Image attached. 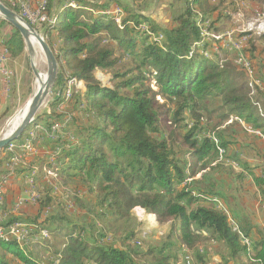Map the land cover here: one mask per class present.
Segmentation results:
<instances>
[{
    "label": "trees",
    "instance_id": "obj_1",
    "mask_svg": "<svg viewBox=\"0 0 264 264\" xmlns=\"http://www.w3.org/2000/svg\"><path fill=\"white\" fill-rule=\"evenodd\" d=\"M141 1L48 0V14L55 22L44 26L46 42L59 66L58 89L50 106L64 101L70 79L83 81L85 92L69 98L78 114L43 113L31 125L58 133L65 119L66 125L70 122L71 136L61 133L53 140L56 153L53 165L47 166L67 200L73 201V212L54 199L47 184L30 224L37 225L34 222L44 212L41 228L51 235L64 230L65 240L53 251L57 264H171L184 246L188 251L183 249V254L189 253L193 264H207L213 253L219 264H264V230L251 226L244 216H232L228 208L229 199L243 189L245 176L236 170L237 160L227 156L246 137L247 126L264 142V51L260 48L264 31L255 42L249 34H233L234 40L246 36L240 49L220 45L221 56L213 52L205 56L209 45L199 43L198 22L211 25V18L221 15L211 5L214 0L163 1L164 22L142 13ZM238 1L264 4V0ZM208 5L211 14L205 10ZM236 7L238 12L242 5ZM115 8L121 12L119 18L111 14ZM3 36L12 58L23 53L19 31L0 20ZM239 55L250 64L251 85L247 72L236 63ZM127 56L130 67L123 69L118 63ZM96 70L110 71L112 84L101 85L93 76ZM166 105L169 117L163 127L160 110ZM54 125L58 129L52 130ZM24 135L29 137L30 132ZM177 137L186 147L183 152L177 149ZM259 158L264 159V148ZM210 164L226 170L234 194L218 187L212 177L194 178ZM262 173L249 175L264 200V167ZM134 207L154 214L161 223L170 221L166 236L151 243L143 238L139 244ZM23 220L13 216L8 223ZM200 238L220 250L212 253L201 246ZM19 244L0 237V264H40Z\"/></svg>",
    "mask_w": 264,
    "mask_h": 264
},
{
    "label": "rangeland",
    "instance_id": "obj_2",
    "mask_svg": "<svg viewBox=\"0 0 264 264\" xmlns=\"http://www.w3.org/2000/svg\"><path fill=\"white\" fill-rule=\"evenodd\" d=\"M0 1L3 4H5L7 7L11 8V9L14 8L15 9L14 11H18V4H11V6H12L11 7V6H9L10 0H0ZM235 1L236 0H214V1H212L211 5L216 6L217 9L219 8L218 11H219V14L221 12V15H218V17L216 15V17H213L214 19L211 18V22H212L211 25L209 23L210 21H206L202 24L198 22V24H200L199 26H201V35H202V39L199 43H203V45L204 44L209 45V48L205 49V51H204L205 56H209L211 54V52L216 54L217 57L221 56L220 55L221 53L217 49V47L219 48L220 45L229 47L230 42L231 43L235 42L232 44H235L233 46H236V44H238V43L236 41H232L233 34H237V33L249 34L252 42L253 41L255 42L258 39L259 34H261L264 31V4L260 3L258 1H255L252 3L251 2L240 3L239 1L238 2H235ZM141 3L144 4L146 6V8H148V6L150 4V0H143V1H141ZM223 3H224V5H223ZM237 3H239V5H242V8L239 9L238 12L235 11V8H237L236 7ZM210 9H211V7L209 5L207 8L205 7V10H207V12H209L211 14L213 11H210ZM112 12L113 13H111V14H114L115 17L119 18V15L117 12H115V11H112ZM118 12H119V9H118ZM146 12H148V10H146ZM201 19H202V17L199 15L198 21L202 22ZM0 20H2V19L0 18ZM29 21L33 25L30 24L28 21L27 22L36 29V22L34 20V17L29 16ZM54 22H55L54 18L48 17V21L46 22V25L53 24ZM204 24H205V27H204ZM203 27L206 30L205 33H204ZM44 28L37 29V31L43 32L44 39L46 40V29H44ZM52 34H54V36H56L55 32ZM245 38H246V36L241 37V39H238L240 48L242 47V42L245 40ZM0 40L2 41V45L5 46V38L2 37V38H0ZM54 41H55L54 37H52L51 42H54ZM56 44H57V41H55V44H53V46L56 47ZM260 48H261V52H263L264 46L260 45ZM209 52H210V54H209ZM212 57L215 58V55L212 54ZM11 58L12 57L10 56V54L8 52V56L5 60V62H3L5 64L6 69L9 72L8 77L5 78L2 74H0L1 77H4V79L2 78V80L4 81V86L6 85L4 87V91L2 93L0 92V135L3 132V129H4L7 121L12 117V115L14 116L15 114L19 113L26 106L30 97L32 96V93L34 91V85H35V79H34L35 76L31 70V67H30V58H29L27 50L24 48V51L21 55H18L17 57H15L13 59H11ZM118 66L122 67L123 69H128L130 67V61H128V56L126 58H124V60H122L121 63H118ZM45 71H46V65H45ZM108 72H110V71H108ZM108 72H105V71L101 72L99 70H96L94 72L93 76L95 77V79H97L100 82L101 85L110 86L113 81L112 82L110 81L111 74ZM57 73H58V70H57ZM98 73H99V75L100 74L103 75L102 78H99V76L97 75ZM63 74L65 75V72ZM238 80L240 82H242L243 79L239 78ZM247 81L249 82L248 78H247ZM249 84L251 85V82H249ZM151 87L154 90H156V87H155L153 81L151 82ZM57 89L58 88L56 87L55 82H54V84L51 87V90L49 92V95L47 96L44 104L40 108L39 113L44 112V111L47 112L50 109V107H49L50 103L53 101V98L56 96ZM68 89L74 91L71 93L70 96H72V94L76 93V92L80 93V94L85 92V86H84L83 81H77L75 79L68 80L65 91H68ZM251 94H252V92H251ZM70 96H69V92H65L66 98L64 99V101H68L69 106L73 107V103L71 102L72 99H69ZM157 99H158L157 103L162 104V103H160V102H162V99L160 97H157ZM63 104H65V103H61L59 105H63ZM167 105H169V104H167ZM167 105L160 110V121L163 124V127H166L165 122H166L167 117H169L168 115H166V110L168 108ZM65 106H68V105H65ZM75 112L78 114V112L76 110H75ZM65 121H67V120L65 119ZM183 123H184V120L181 123H178V126L181 127V124H183ZM27 129H29V128H27ZM183 131L182 132L180 131V134L184 133ZM47 133L52 135V131H47ZM256 133L259 134L258 132H256ZM53 136H54V134H53ZM33 138H34V133L30 132V146L28 148H26L25 150H21V149L17 150L19 160H20L21 152L30 151V153L28 155H26L27 159H26L24 165H26L29 160L37 161L40 158L38 156L39 154H34L36 152L33 150V147L31 144V141L33 140ZM22 139H29V137H24ZM175 140H176V142H178V145H177L178 151L183 152L186 147L184 148L181 145V142L178 141V140H180V138L177 137V138H175ZM11 145H12L11 147L9 145L8 148H6V149L4 148L3 149L4 151L3 150L0 151V162H1V160L2 161L4 160V164H3L4 167L1 166L0 168H3L1 170L5 169V171L3 173L2 172L0 173L1 174L0 176L6 175V174L8 175L9 170H10L9 168L11 165L12 154L9 153V156H7L8 157L7 158L5 155L6 150L8 151V150L15 148V147L16 148H23V141H21V142L13 141L11 143ZM33 151H34V153H33ZM8 160H9V162H8ZM19 160H17L18 164H19ZM15 166H16V168H19V167H17L18 165H15ZM14 172H15V167L13 168L12 173H10L7 176V179L4 183V190L6 189V186L9 183L10 179L14 178V176H13ZM200 174L198 173L197 176L199 177ZM55 175L56 174L53 171H49V177H50L51 182H52V178H54ZM45 178L43 177L41 179L45 180ZM47 178H48V176H47ZM29 180H33V184H34L35 180L31 175H29V177H26V182L30 185ZM26 186L27 185L24 184V187H26ZM31 189L32 188H29L27 193L30 192ZM51 189L52 190H51L50 194L54 197V199H58V200L65 202L69 212H73V210H72L73 207L72 208L70 207V206H72L73 201H71L70 199L67 200L66 193L62 192V189L59 187V184L57 183V179H55V181L52 182ZM70 191L71 190L69 189L68 192H70ZM79 192L86 194L85 190L81 187H79ZM20 199H25V201H23L22 204H24L26 201H29L28 197L19 198L18 200H20ZM29 202H31V201H29ZM132 212L135 214V216L139 222L138 227H137V230H138L137 241L139 244L142 243V242H140V240H142L143 238L145 240H147L148 243H151L155 240L160 239L163 236H166L167 231L170 227V221L161 223L157 220V218L154 214L147 213L144 209H142L140 207H134L132 209ZM67 214H69L68 211H67ZM21 217H23V216H21ZM83 220L88 221L86 217H83ZM6 221H8V220L6 219ZM26 223L31 225L29 221H27ZM38 228H39V226L34 228V226L31 225V229L29 230V239L27 240V242L25 244H23L21 246V248L25 249V250L27 248V250L29 249L30 250L29 252H31L32 254L35 253L34 256L37 258L36 260H38L40 264H55V263L57 264L58 260H57V257L53 256V251H54V249L59 248V246H61L62 242L65 240L64 238H60V237H64L66 235L65 232H63L64 230L60 229L56 235H51L48 231H47V233H43V234L37 233L36 231ZM40 236H48V237L42 238ZM51 236H60V237H56V238L52 237L51 238ZM107 239H110V238L107 237ZM208 241L209 240L205 239V238H200V240H199V242L202 243L201 246L209 247L210 250L212 251V253L214 252L215 249L220 250L219 245H217V246L214 244L210 245V243ZM185 248L186 247L184 246L183 249L186 250ZM183 249L177 250L178 251L176 253L177 260L171 264H177L178 262H186V258H185L186 255L183 254V252H184ZM186 251H188V250H186ZM215 259H218V258H217V255H215L213 253L210 260H208L209 261L208 263H212V261Z\"/></svg>",
    "mask_w": 264,
    "mask_h": 264
},
{
    "label": "crops",
    "instance_id": "obj_3",
    "mask_svg": "<svg viewBox=\"0 0 264 264\" xmlns=\"http://www.w3.org/2000/svg\"><path fill=\"white\" fill-rule=\"evenodd\" d=\"M163 1L166 0H150V4L148 8H144V13L147 16H151L155 19V21L164 22L166 21L165 18V11L166 7L164 6ZM115 7V6H114ZM112 7V8H114ZM148 10V12H146ZM120 12V10H119ZM5 33L8 31V26H3ZM5 40L7 39L5 36H3ZM13 59V58H11ZM10 59V60H11ZM6 86V85H5ZM4 81L2 80V77L0 76V92L2 93L4 91ZM84 93V92H83ZM82 93V94H83ZM62 106H49L50 109L43 113H50L52 111H55L57 114H68L67 116H72L75 112L73 110V107L69 106L68 101H63ZM68 105V106H65ZM65 106V107H64ZM77 111V110H76ZM78 113L80 111H77ZM77 114V113H76ZM61 116V117H62ZM64 117V116H63ZM37 119V118H36ZM69 121V120H68ZM67 121V122H68ZM65 120L60 125L59 130L60 132H52V135L48 134L46 131V128L39 124L37 127L35 126H29L27 130L24 131L22 136L19 138V142L23 141L22 138L27 137V131L34 133V138L31 141L33 150L36 152L34 154H39L40 157L37 161L29 160L26 165V155L30 153V151H24L21 152L19 164H17L19 168L15 167V172L13 173L14 178L10 179L9 183L6 186L5 194H4V206L3 209L5 211V217L7 220H9L13 216H18L19 218L24 219L23 221H29L31 222L34 217H36L37 209H38V199L42 194V190L44 189V186H47L49 184L52 186V182L55 180L52 179V182L50 181V177L47 178L46 171H51L52 169L47 166V164L53 165V152L56 153V150H54V146L56 142L53 140L58 137V134H61V137L66 135V137L71 136L72 130L69 128L70 122L66 125ZM242 122V126H243ZM68 126V127H67ZM68 128V129H67ZM62 130V131H61ZM237 131H239L238 128H236ZM247 131H249L246 135V137H242L239 141H237L231 148L228 153V158L231 160H237L239 163L236 164V170L243 171L245 176L244 181V187L237 195H235L234 199H229L228 208L231 210L232 216L238 217H245L250 221L251 226L257 228L258 230H264V200H262L261 196L256 191V187L253 184L252 181V175H249V172L252 171L257 175H262V169L264 167V159L259 158V152L264 148V142L261 139L260 134H257L256 132H253L250 127L247 126ZM56 133V134H55ZM54 134V136H53ZM239 134H242L239 132ZM54 148V149H53ZM6 149V148H5ZM4 151V150H3ZM6 157L9 156V153L6 150L5 153ZM8 158V157H7ZM6 158V159H7ZM4 160L0 162V167H4ZM230 166L229 164H226ZM209 168H211L209 170ZM3 168H0V173L4 172V170H1ZM200 174L199 177L197 174ZM1 175V174H0ZM31 175L35 182L31 186L26 182V177H29ZM45 178V180L41 178ZM212 177V179L215 180L217 183V186H223V189L227 191V193L234 194V192L231 191V184L233 183L230 176L227 174L226 170L222 169L221 166H214L213 164H210L208 167L201 169L200 171H197L195 179H206L209 180V178ZM25 182V183H24ZM24 184L27 186L24 187ZM29 188H32V190L37 194V198L35 202H29L26 201L24 204L19 206L17 209H13L16 201L19 198H26L28 196L27 191ZM56 188V187H55ZM222 189V190H223ZM223 190V191H224ZM257 193H256V192ZM253 194H255L256 198L252 199ZM23 216V217H21ZM45 219V213L41 212L36 219L37 226L41 228L43 226V221ZM8 222V221H7ZM42 223V225H41ZM37 233H39V229H37ZM32 233V232H31ZM252 236L260 237L261 234H253ZM56 238L60 236H51V238ZM63 238V237H60ZM21 245V244H19ZM22 246V245H21ZM27 250V249H26ZM30 250L28 249L27 252ZM35 254V253H34ZM56 264V263H55Z\"/></svg>",
    "mask_w": 264,
    "mask_h": 264
},
{
    "label": "built area",
    "instance_id": "obj_4",
    "mask_svg": "<svg viewBox=\"0 0 264 264\" xmlns=\"http://www.w3.org/2000/svg\"><path fill=\"white\" fill-rule=\"evenodd\" d=\"M10 6L11 4H18V11L17 12L22 18H24V16H31L34 17V20L36 22V29H41L44 28V26L46 25V22L48 21V0H10L9 2ZM113 11L117 12L119 17L121 15V12H118V8H115ZM205 27V24H204ZM204 29V33L206 32L205 28ZM232 41H236L238 44H236V46H233L235 44V42H230V47L234 48V49H240V45H239V41L238 40H233ZM218 49V47H217ZM8 56V51L6 49L5 46L2 45V41L0 40V74H2L5 78L8 77V70L5 67V64L3 62H5L6 58ZM236 63L240 64L243 69L247 72V78L249 79V82H251L253 80L252 77V71L250 68V64L248 62L247 59H245L242 55H239L238 58L236 59ZM4 77H2L4 79ZM65 92H69V96L71 95V93L73 92L72 90L65 91ZM62 106V105H60ZM58 129L57 125H54L52 127V130H56ZM30 146V136L29 139H23V148H12L10 150H8V153H11V165H10V170L9 173H12L13 168L16 167L15 165H17V160H19V156L17 154V150L21 149V150H25L26 148H28ZM48 177H49V171H46ZM7 174L6 175H2L0 176V233L5 234V238L9 239V240H15L16 242H20L21 245L25 244L27 242V240L29 239V230L31 229V225H29L26 222L23 221H14L11 223H8L6 221V217H5V211L3 209L4 206V183L7 179ZM30 185L33 184V180H29ZM28 200L31 202H35L36 198H37V194L31 189L30 192H28ZM23 201H25V199H20L18 200L15 205H14V210L17 209L22 203ZM34 228L38 227L37 225H33ZM40 234L43 233H47L46 229L40 228L39 230ZM177 264H193V260L192 257L190 256V254H186V262H178ZM207 264H219L218 259H215L212 261V263H207ZM228 264H233V263H228Z\"/></svg>",
    "mask_w": 264,
    "mask_h": 264
},
{
    "label": "water",
    "instance_id": "obj_5",
    "mask_svg": "<svg viewBox=\"0 0 264 264\" xmlns=\"http://www.w3.org/2000/svg\"><path fill=\"white\" fill-rule=\"evenodd\" d=\"M0 18L8 22L11 26L16 28L25 44V49L28 52L30 58L31 70L36 76V68L34 64L35 51L31 44V39H35L39 42L41 49L45 55L46 61V75L43 83L37 88L33 93V101L27 114L24 116L22 121L17 125L14 130L7 134L2 133L0 135V151L3 150L10 142L18 140L23 132L36 120L40 115L39 111L41 106L44 104L51 87L53 86L56 76L58 65L55 55L52 49L49 47L48 43L44 39L43 32L37 31L33 26H31L24 18H22L17 12L7 7L0 1ZM105 86V85H104Z\"/></svg>",
    "mask_w": 264,
    "mask_h": 264
},
{
    "label": "bare ground",
    "instance_id": "obj_6",
    "mask_svg": "<svg viewBox=\"0 0 264 264\" xmlns=\"http://www.w3.org/2000/svg\"><path fill=\"white\" fill-rule=\"evenodd\" d=\"M24 17L26 18V19L24 18L26 21H28L30 24H32L29 21V16H24ZM31 44H32L33 49L35 51V55H34V59H33L34 64H35V68H36V76L34 78L35 79V85H34V91H33V93H34L37 90V88L43 83V81L45 79V75H46V71H45L46 61H45V55L43 53V50L40 47L39 42L32 38L31 39ZM33 93H32V96L30 97L28 103L26 104V106L19 113L15 114L14 116L12 115V117L7 121L2 133H4V134L9 133L10 131L14 130V128H16L17 125L22 121L24 116L27 114V112L29 110V107L32 104ZM12 142H10L7 146L10 145V147H11L12 146L11 145ZM0 237L1 238H5V234L0 233Z\"/></svg>",
    "mask_w": 264,
    "mask_h": 264
}]
</instances>
